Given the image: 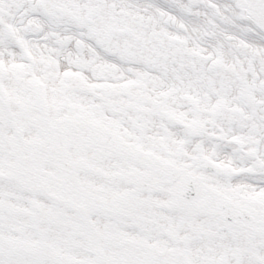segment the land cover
<instances>
[{
  "label": "snow or ice",
  "instance_id": "snow-or-ice-1",
  "mask_svg": "<svg viewBox=\"0 0 264 264\" xmlns=\"http://www.w3.org/2000/svg\"><path fill=\"white\" fill-rule=\"evenodd\" d=\"M0 264H264V0H0Z\"/></svg>",
  "mask_w": 264,
  "mask_h": 264
}]
</instances>
